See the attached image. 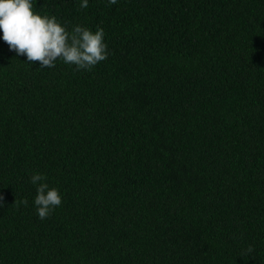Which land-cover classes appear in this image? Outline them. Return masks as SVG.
Listing matches in <instances>:
<instances>
[{"label": "trees", "instance_id": "16d2710c", "mask_svg": "<svg viewBox=\"0 0 264 264\" xmlns=\"http://www.w3.org/2000/svg\"><path fill=\"white\" fill-rule=\"evenodd\" d=\"M32 2L109 55L41 68L0 32V264H264V0Z\"/></svg>", "mask_w": 264, "mask_h": 264}, {"label": "clouds", "instance_id": "9594fccd", "mask_svg": "<svg viewBox=\"0 0 264 264\" xmlns=\"http://www.w3.org/2000/svg\"><path fill=\"white\" fill-rule=\"evenodd\" d=\"M109 3L116 4L117 0ZM80 7L87 8L88 0H82ZM0 32L10 51L41 68L55 67L60 60L75 65L77 71L91 70L109 55L102 28L93 33L86 27L75 26L69 31L56 17L34 12L32 0H0ZM45 180L46 176L39 173L30 177V182L37 186L34 205L40 220L48 218L62 204L59 190L49 188ZM2 200L0 197V207ZM21 203L27 205L28 201ZM252 251L251 247L247 249V253Z\"/></svg>", "mask_w": 264, "mask_h": 264}]
</instances>
